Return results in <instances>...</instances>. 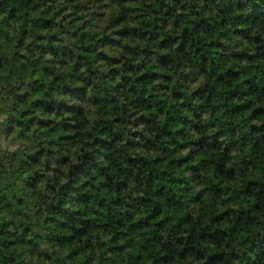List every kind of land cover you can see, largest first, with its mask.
I'll use <instances>...</instances> for the list:
<instances>
[{
    "label": "trees",
    "instance_id": "trees-1",
    "mask_svg": "<svg viewBox=\"0 0 264 264\" xmlns=\"http://www.w3.org/2000/svg\"><path fill=\"white\" fill-rule=\"evenodd\" d=\"M0 264H264V0H0Z\"/></svg>",
    "mask_w": 264,
    "mask_h": 264
}]
</instances>
